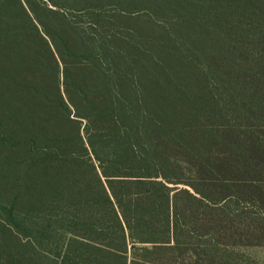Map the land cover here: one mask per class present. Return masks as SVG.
<instances>
[{"label": "trees", "instance_id": "trees-1", "mask_svg": "<svg viewBox=\"0 0 264 264\" xmlns=\"http://www.w3.org/2000/svg\"><path fill=\"white\" fill-rule=\"evenodd\" d=\"M262 106L264 0H0V264H208Z\"/></svg>", "mask_w": 264, "mask_h": 264}, {"label": "rangeland", "instance_id": "rangeland-1", "mask_svg": "<svg viewBox=\"0 0 264 264\" xmlns=\"http://www.w3.org/2000/svg\"><path fill=\"white\" fill-rule=\"evenodd\" d=\"M144 26L142 23V27ZM260 111V118L255 126L264 123V106ZM261 132L258 133L259 140L264 142V129ZM261 158L264 156L255 159L258 166L252 167L248 180L240 177L231 184H207L209 187L204 190L210 197L225 198L218 204V210L210 212L196 203L186 204L191 212L187 221L191 223L195 235L191 243L193 247L211 253L212 259L208 264H264V166H261ZM191 180L200 184L197 178L191 177ZM176 187L193 194L187 186ZM195 196L204 205L213 206L205 197ZM183 221L182 218L181 222ZM176 237H179V233H176Z\"/></svg>", "mask_w": 264, "mask_h": 264}]
</instances>
